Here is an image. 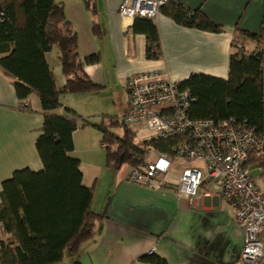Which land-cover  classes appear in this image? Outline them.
<instances>
[{"label": "crops", "instance_id": "crops-1", "mask_svg": "<svg viewBox=\"0 0 264 264\" xmlns=\"http://www.w3.org/2000/svg\"><path fill=\"white\" fill-rule=\"evenodd\" d=\"M56 1L64 5L66 19L77 31L81 59L99 56L98 62L85 64L84 71L101 89L63 95V107L55 113L65 115L69 107L94 124L109 115L108 102L116 105L121 99L125 112L127 81L134 74L158 71L178 83L192 74L228 79L233 52L241 48L253 54L264 47V0H175L188 9L201 10L222 30L186 27L161 11L154 20L159 59L147 58L146 35L133 33L134 20L120 15L122 0ZM94 23L100 25L101 34L94 33ZM46 60L62 90L66 78L58 48L47 53ZM25 103L27 110L22 106ZM42 111L36 95L25 100L17 96L13 79L0 68V203L2 183L15 171L44 168L36 147L44 123ZM134 127H130L133 132ZM101 140L94 127L73 133L75 148L70 155L81 161L83 185L95 186L93 211L101 219L94 235L81 243L77 256L66 251L59 264H72L76 258L82 264H156L141 260L152 253L167 264H245L240 261L244 234L236 222L237 208L222 197L220 187L205 182L199 197L179 195L176 185L183 161L175 163L167 177L169 184L163 188L130 183L127 177L132 167L125 175L120 170L123 166L109 167Z\"/></svg>", "mask_w": 264, "mask_h": 264}, {"label": "trees", "instance_id": "trees-1", "mask_svg": "<svg viewBox=\"0 0 264 264\" xmlns=\"http://www.w3.org/2000/svg\"><path fill=\"white\" fill-rule=\"evenodd\" d=\"M86 4L90 8V3ZM162 11L186 27L222 30L201 10L188 9L175 1ZM131 30L146 35L147 58L159 59L161 46L154 21L136 18ZM93 31L101 34L98 23H94ZM249 37L261 40L255 35ZM55 47L66 78L62 90L58 89L46 60V54ZM261 53L262 50L246 54L238 48L230 57L228 79L192 74L179 82L195 98L192 117L215 120L235 117L262 130ZM0 55V68L13 79L17 96L25 100L36 95L44 116L36 141L43 170H17L2 183L0 264H59L66 251L77 256L81 243L94 235L101 219L93 211L95 186L83 185L81 161L70 155L75 148L73 133L87 127L97 129L102 135L107 164L113 169L125 164L137 166L145 161L150 148L169 152L171 144L155 138L134 142L133 131L121 124L118 117L107 116L94 124L69 107L65 108V115L55 113L63 107V95L101 89L84 71V65L98 62L99 56L81 59L77 31L67 21L64 5L56 0H0ZM119 125L123 134L113 130ZM141 260L167 264L154 253ZM72 264L82 263L76 258Z\"/></svg>", "mask_w": 264, "mask_h": 264}, {"label": "built area", "instance_id": "built-area-1", "mask_svg": "<svg viewBox=\"0 0 264 264\" xmlns=\"http://www.w3.org/2000/svg\"><path fill=\"white\" fill-rule=\"evenodd\" d=\"M171 1L175 0H122L119 13L133 20L154 21ZM261 54L264 107V47ZM127 95L120 123L141 125L153 138L171 144L169 152H157L155 159L133 166L127 180L149 189L163 188L169 184L167 177L175 163L183 161L176 185L179 195L197 198L205 182L220 187L222 197L237 208L236 222L244 234L240 261L264 264V128L235 117L193 118L195 98L190 91L158 71L132 75ZM251 164L260 171L258 178L253 177Z\"/></svg>", "mask_w": 264, "mask_h": 264}, {"label": "rangeland", "instance_id": "rangeland-1", "mask_svg": "<svg viewBox=\"0 0 264 264\" xmlns=\"http://www.w3.org/2000/svg\"><path fill=\"white\" fill-rule=\"evenodd\" d=\"M120 104H121V99L117 100L116 105H113L111 102L107 103V106L110 108V110H109L110 112H108V114H109L108 117H116L118 115H119V117H121L123 115V113H124V112L122 113L123 108ZM113 130L119 134H123V131H124V129L121 125H119L118 127H114ZM133 130L135 132V133L132 132L135 136L134 142L141 143L143 141L150 140L154 137V135L145 127H136L135 126L133 128ZM103 150H104L105 156H106V150L104 148H103ZM156 155H157L156 149L150 148V150H148L146 153L145 160L150 161V160L154 159L156 157ZM129 166H130L129 164L123 165L122 169H120L122 175H125L127 173L128 168H130ZM253 166H254V164H251L250 168L252 169ZM253 169L255 170V166ZM252 175H253V177L258 178L260 176V171H258L256 169L255 171H252Z\"/></svg>", "mask_w": 264, "mask_h": 264}]
</instances>
